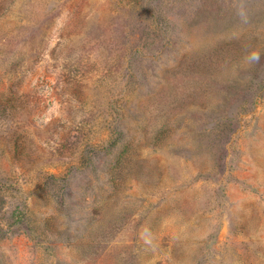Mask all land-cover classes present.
Here are the masks:
<instances>
[{
    "label": "rangeland",
    "instance_id": "374dc122",
    "mask_svg": "<svg viewBox=\"0 0 264 264\" xmlns=\"http://www.w3.org/2000/svg\"><path fill=\"white\" fill-rule=\"evenodd\" d=\"M0 264H264V0H0Z\"/></svg>",
    "mask_w": 264,
    "mask_h": 264
},
{
    "label": "clouds",
    "instance_id": "9594fccd",
    "mask_svg": "<svg viewBox=\"0 0 264 264\" xmlns=\"http://www.w3.org/2000/svg\"><path fill=\"white\" fill-rule=\"evenodd\" d=\"M256 58H258V57H256Z\"/></svg>",
    "mask_w": 264,
    "mask_h": 264
}]
</instances>
